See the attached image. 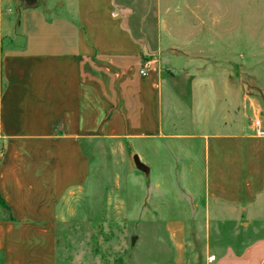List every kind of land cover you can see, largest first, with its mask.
Returning a JSON list of instances; mask_svg holds the SVG:
<instances>
[{
  "label": "crops",
  "instance_id": "1",
  "mask_svg": "<svg viewBox=\"0 0 264 264\" xmlns=\"http://www.w3.org/2000/svg\"><path fill=\"white\" fill-rule=\"evenodd\" d=\"M120 2L0 0V264H57L60 224L99 220L140 224V264H264V236L240 230L264 224L257 95L196 37L166 52L136 34ZM177 71L189 102L164 98Z\"/></svg>",
  "mask_w": 264,
  "mask_h": 264
},
{
  "label": "rangeland",
  "instance_id": "2",
  "mask_svg": "<svg viewBox=\"0 0 264 264\" xmlns=\"http://www.w3.org/2000/svg\"><path fill=\"white\" fill-rule=\"evenodd\" d=\"M131 5L120 2L128 15L133 31L143 37L138 23L152 44L162 40L166 52H181L188 39L201 41L199 51L205 52L206 67L212 70L234 71L241 77H227L230 81L241 80L242 86L258 97L264 112V0H128ZM178 44V45H177ZM205 45V48H203ZM154 46V45H153ZM152 46V47H153ZM226 53V59H217L218 50ZM212 55V57H211ZM214 56V57H213ZM217 57L216 59H213ZM178 64L184 61L173 58ZM199 64H203L202 61ZM219 84L221 78H209ZM185 77L179 71L175 76H164V98L172 86L184 89ZM181 92V91H180ZM178 91V93H180ZM187 92V89H186ZM182 90L180 97L189 102ZM168 103L164 99V116L168 119ZM261 119V117L256 118ZM105 154V148H99ZM105 157V156H104ZM177 157V156H176ZM182 157L178 154V158ZM97 158H95V161ZM111 166L100 174L102 184L114 181ZM140 182L141 179L137 178ZM257 235L246 237L245 226L241 227L244 239L264 236V224H256ZM140 224L93 222H65L58 229L57 264H140L154 257L148 251L153 243L143 238V247H136V233ZM234 238L232 232L229 234ZM134 240V242H133ZM134 243V244H133ZM210 260L214 259L211 255ZM150 260V259H149Z\"/></svg>",
  "mask_w": 264,
  "mask_h": 264
},
{
  "label": "water",
  "instance_id": "3",
  "mask_svg": "<svg viewBox=\"0 0 264 264\" xmlns=\"http://www.w3.org/2000/svg\"><path fill=\"white\" fill-rule=\"evenodd\" d=\"M134 160H135V163H136L138 168H140L141 170L146 169L145 165L140 161L138 155H135ZM133 242H134V240H133Z\"/></svg>",
  "mask_w": 264,
  "mask_h": 264
},
{
  "label": "built area",
  "instance_id": "4",
  "mask_svg": "<svg viewBox=\"0 0 264 264\" xmlns=\"http://www.w3.org/2000/svg\"><path fill=\"white\" fill-rule=\"evenodd\" d=\"M143 73H144V74L146 73V70H145V69L143 70ZM255 124L259 127V131H258L259 134L264 136V128H261L260 121L257 120V121L255 122Z\"/></svg>",
  "mask_w": 264,
  "mask_h": 264
},
{
  "label": "trees",
  "instance_id": "5",
  "mask_svg": "<svg viewBox=\"0 0 264 264\" xmlns=\"http://www.w3.org/2000/svg\"><path fill=\"white\" fill-rule=\"evenodd\" d=\"M1 203H2V205H3V200H1Z\"/></svg>",
  "mask_w": 264,
  "mask_h": 264
}]
</instances>
